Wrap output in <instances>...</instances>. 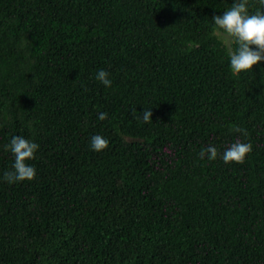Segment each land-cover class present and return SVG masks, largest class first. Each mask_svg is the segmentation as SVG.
<instances>
[{
    "label": "trees",
    "instance_id": "1",
    "mask_svg": "<svg viewBox=\"0 0 264 264\" xmlns=\"http://www.w3.org/2000/svg\"><path fill=\"white\" fill-rule=\"evenodd\" d=\"M235 2L0 0V264H264V60L234 73L213 20ZM16 135L36 177L10 184Z\"/></svg>",
    "mask_w": 264,
    "mask_h": 264
},
{
    "label": "clouds",
    "instance_id": "2",
    "mask_svg": "<svg viewBox=\"0 0 264 264\" xmlns=\"http://www.w3.org/2000/svg\"><path fill=\"white\" fill-rule=\"evenodd\" d=\"M261 3L264 4V0H261ZM213 20L215 25L233 38L234 43L237 45L236 50L229 53L230 66L234 73L239 74L253 70L254 65L264 60V12L257 11L255 14H250L248 0H236L230 10L225 11L223 15L214 16ZM96 79L106 87H111L112 81L105 70H100L96 75ZM152 116L151 109H145L137 119L150 123ZM98 119H107V113L101 112ZM236 130L243 131L241 129ZM108 146V140L99 134L91 138V148L95 151L105 150ZM5 147L13 154L14 163L13 170L5 172L3 179L10 184L34 180L36 169L28 161L35 159V153L39 149V145L23 136L16 135L12 137L10 144ZM251 151V143L238 140L221 154V159L226 164L231 162L243 164L246 156ZM206 156L209 160H215L218 156L217 148L209 146L199 153L201 159Z\"/></svg>",
    "mask_w": 264,
    "mask_h": 264
}]
</instances>
